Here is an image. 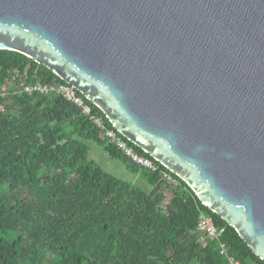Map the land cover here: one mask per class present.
<instances>
[{
	"label": "water",
	"instance_id": "95a60500",
	"mask_svg": "<svg viewBox=\"0 0 264 264\" xmlns=\"http://www.w3.org/2000/svg\"><path fill=\"white\" fill-rule=\"evenodd\" d=\"M51 68L264 259V0H0Z\"/></svg>",
	"mask_w": 264,
	"mask_h": 264
},
{
	"label": "trees",
	"instance_id": "16d2710c",
	"mask_svg": "<svg viewBox=\"0 0 264 264\" xmlns=\"http://www.w3.org/2000/svg\"><path fill=\"white\" fill-rule=\"evenodd\" d=\"M61 81L26 54L0 49V264H229L220 241L242 264H264L235 227L160 161L156 172L131 162L73 103L19 89L21 82ZM87 141L140 173L152 189L98 165ZM164 171L178 184L166 182ZM167 190L173 198L165 207ZM201 213L224 229L205 247L198 242Z\"/></svg>",
	"mask_w": 264,
	"mask_h": 264
},
{
	"label": "built area",
	"instance_id": "2783aa9c",
	"mask_svg": "<svg viewBox=\"0 0 264 264\" xmlns=\"http://www.w3.org/2000/svg\"><path fill=\"white\" fill-rule=\"evenodd\" d=\"M21 91H24L30 95L35 93L41 94H54L56 96L63 97L69 102L73 103L81 112L86 116L93 125L98 129L101 137L115 144L117 149L122 152L123 155L128 157L131 162L138 164L139 166L146 168L150 171L156 172L159 170L158 164L155 158H151L146 155L138 153L134 147L129 145L127 139L119 133L113 125H109L104 116L96 114L93 111V106L90 104L84 94H82L77 88L71 85L69 82H51V83H34L25 84L21 82L19 87ZM163 178L171 185H177V179L168 171L162 172ZM197 231L200 233L198 242L203 247L207 246L209 242L213 240H220L224 234V229L219 228L215 223L214 218L211 215L201 213L198 218ZM220 254L226 255L229 264H242L239 259L228 253L226 243L220 241Z\"/></svg>",
	"mask_w": 264,
	"mask_h": 264
},
{
	"label": "rangeland",
	"instance_id": "374dc122",
	"mask_svg": "<svg viewBox=\"0 0 264 264\" xmlns=\"http://www.w3.org/2000/svg\"><path fill=\"white\" fill-rule=\"evenodd\" d=\"M87 143L89 146L90 158L94 159L97 164L101 165L105 170L121 179L134 183L143 189H152V186L149 185L144 178H142L140 173H135L129 170L121 159L111 157L102 145H99L95 142L93 143V141H87ZM166 195L167 197L164 202L165 207L171 203L173 192L171 190H167Z\"/></svg>",
	"mask_w": 264,
	"mask_h": 264
}]
</instances>
